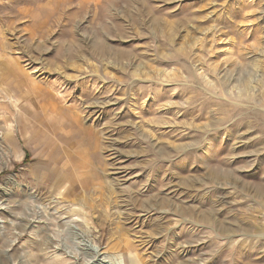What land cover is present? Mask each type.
Listing matches in <instances>:
<instances>
[{"label":"rangeland","instance_id":"374dc122","mask_svg":"<svg viewBox=\"0 0 264 264\" xmlns=\"http://www.w3.org/2000/svg\"><path fill=\"white\" fill-rule=\"evenodd\" d=\"M0 264H264V0H0Z\"/></svg>","mask_w":264,"mask_h":264},{"label":"bare ground","instance_id":"6f19581e","mask_svg":"<svg viewBox=\"0 0 264 264\" xmlns=\"http://www.w3.org/2000/svg\"><path fill=\"white\" fill-rule=\"evenodd\" d=\"M139 110V109H138ZM136 111V110H135ZM138 114V113H137ZM95 171V170H94ZM104 189V188H103ZM85 190V189H84ZM93 190V189H92ZM99 190V189H98ZM99 191H101V190H99ZM91 192H93V191H91ZM90 192V193H91ZM107 192V191H106ZM94 193V192H93ZM103 200H105V199H103ZM106 200H107V198H106ZM150 201V200H149ZM102 203H104V202H102ZM111 237V236H110Z\"/></svg>","mask_w":264,"mask_h":264}]
</instances>
